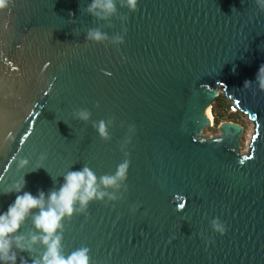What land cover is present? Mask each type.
Instances as JSON below:
<instances>
[{
  "label": "water",
  "instance_id": "1",
  "mask_svg": "<svg viewBox=\"0 0 264 264\" xmlns=\"http://www.w3.org/2000/svg\"><path fill=\"white\" fill-rule=\"evenodd\" d=\"M88 3L0 7V211L25 172L24 190L47 193L69 170L99 178L127 160L125 184L100 186L120 199H94L87 215L62 220L64 255L86 247L89 264H264V90L255 82L264 11L256 0H137L135 11L115 0L116 13L96 17ZM88 28L108 40L85 41ZM117 34L123 43H110ZM219 92L254 124L245 155L236 123L199 137ZM82 108L87 122L73 117ZM100 120L109 139L92 126ZM41 153L43 167L30 171ZM21 158L29 165L18 169ZM38 231L29 216L17 234L27 243ZM44 247L37 240L21 255L30 261Z\"/></svg>",
  "mask_w": 264,
  "mask_h": 264
},
{
  "label": "clouds",
  "instance_id": "2",
  "mask_svg": "<svg viewBox=\"0 0 264 264\" xmlns=\"http://www.w3.org/2000/svg\"><path fill=\"white\" fill-rule=\"evenodd\" d=\"M4 2L5 0H0V7H3ZM256 3L264 11V0H256ZM122 4L126 5L129 11H135L137 0H122ZM85 11L96 17H107L116 13V3L115 0H89ZM122 31H126V29H122ZM89 40L103 42L108 40V36L99 28H88L85 41ZM123 40L124 36L117 34L112 37L110 43L119 45L123 43ZM234 70L235 66H233ZM255 82L261 90H264V64L259 66ZM251 83L253 82L245 80L243 86ZM73 117L87 122L90 119V112L83 108L77 109L73 113ZM110 123L111 121H108V125ZM92 126L101 138H110L104 120L95 121ZM128 129L133 134L135 133L134 125H129ZM130 141L131 136L127 138L126 143ZM45 159L46 154L41 153L30 171L43 167L42 161ZM28 165L29 160L21 158L17 166L18 169H23ZM127 168L128 161L125 160L117 166L115 172L97 178L89 167L82 166L79 169L65 172L63 181L58 188L50 189L47 193L38 189L36 194L24 190L25 172L11 187L3 191V193H14L15 196L7 208L0 211V264H89L86 247L78 248L67 255L60 251L61 234L59 229L62 228L61 222L65 217H70L73 212H84L87 215L88 203L94 199L100 200L105 197L109 201L120 199L114 191L101 190L100 186H103L104 189H119L122 184H125ZM29 216L32 218L34 227L39 231L38 234L30 235L28 242L25 243L22 242L25 238L17 233L21 224ZM209 223L211 229L221 235L227 230L224 223L218 218H212ZM201 235L203 234L201 233ZM37 240L45 246L44 251L38 258L29 261L21 253L30 252L31 245Z\"/></svg>",
  "mask_w": 264,
  "mask_h": 264
},
{
  "label": "rangeland",
  "instance_id": "3",
  "mask_svg": "<svg viewBox=\"0 0 264 264\" xmlns=\"http://www.w3.org/2000/svg\"><path fill=\"white\" fill-rule=\"evenodd\" d=\"M218 96H219L218 98H221L222 100L225 101L226 105L228 104L226 117H225L226 120H223L220 122L229 121V122H233L241 126L242 132L238 139V142H239L238 154L245 155L249 147L248 144H249L250 139H248V137H249V133L251 132L250 123L248 122L249 121L251 122V120L246 115L240 113L238 110H235L234 107H233L234 109L233 111V109H231L232 103L229 100H226L225 97L222 95V93L219 92ZM215 111L221 112L223 111V109L220 108V106H215ZM210 112H211V109H210ZM217 136H219V131L217 129V126L213 124L212 126L205 128L199 135L200 138H210V137H217Z\"/></svg>",
  "mask_w": 264,
  "mask_h": 264
},
{
  "label": "trees",
  "instance_id": "4",
  "mask_svg": "<svg viewBox=\"0 0 264 264\" xmlns=\"http://www.w3.org/2000/svg\"><path fill=\"white\" fill-rule=\"evenodd\" d=\"M218 97L216 98L215 103L211 107V116L213 119L212 124L216 125V126L220 123V121L226 120L225 117H226V112H227V108H228V104L226 105L225 101L222 100L221 98H218ZM215 106H220V108H222L223 111L216 112Z\"/></svg>",
  "mask_w": 264,
  "mask_h": 264
},
{
  "label": "bare ground",
  "instance_id": "5",
  "mask_svg": "<svg viewBox=\"0 0 264 264\" xmlns=\"http://www.w3.org/2000/svg\"><path fill=\"white\" fill-rule=\"evenodd\" d=\"M206 114H207V116H208L210 122L212 123L213 119H212L211 112H210L209 109L206 110ZM248 123H250V129H251V132L249 133V137H248V139H250L251 136H252L253 133H254V132H253L254 124H253L252 121H251V122L249 121ZM249 142H250V140H249ZM248 145H249V144H248Z\"/></svg>",
  "mask_w": 264,
  "mask_h": 264
},
{
  "label": "built area",
  "instance_id": "6",
  "mask_svg": "<svg viewBox=\"0 0 264 264\" xmlns=\"http://www.w3.org/2000/svg\"><path fill=\"white\" fill-rule=\"evenodd\" d=\"M231 109H233V107L231 106ZM234 110V109H233ZM211 126H212V124H211Z\"/></svg>",
  "mask_w": 264,
  "mask_h": 264
},
{
  "label": "snow or ice",
  "instance_id": "7",
  "mask_svg": "<svg viewBox=\"0 0 264 264\" xmlns=\"http://www.w3.org/2000/svg\"><path fill=\"white\" fill-rule=\"evenodd\" d=\"M252 159V157H249V160Z\"/></svg>",
  "mask_w": 264,
  "mask_h": 264
}]
</instances>
